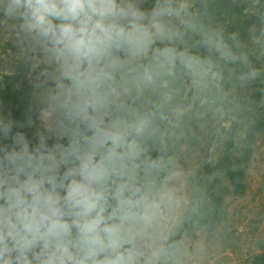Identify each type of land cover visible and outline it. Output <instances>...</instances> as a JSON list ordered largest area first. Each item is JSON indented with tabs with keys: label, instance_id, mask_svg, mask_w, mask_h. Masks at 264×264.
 <instances>
[{
	"label": "clouds",
	"instance_id": "obj_1",
	"mask_svg": "<svg viewBox=\"0 0 264 264\" xmlns=\"http://www.w3.org/2000/svg\"><path fill=\"white\" fill-rule=\"evenodd\" d=\"M142 3L0 0L40 57L52 116L29 139L30 116L0 111V264H158L166 255L142 244L163 199L141 178L159 166L143 159L150 125L118 115L120 100L177 61L194 77L203 69L170 46L179 38L172 0ZM150 52L152 65L133 75Z\"/></svg>",
	"mask_w": 264,
	"mask_h": 264
},
{
	"label": "rangeland",
	"instance_id": "obj_2",
	"mask_svg": "<svg viewBox=\"0 0 264 264\" xmlns=\"http://www.w3.org/2000/svg\"><path fill=\"white\" fill-rule=\"evenodd\" d=\"M222 1L172 0L173 7L179 9V17L171 18L179 38L170 46L187 53L197 45L195 33L199 32V23L195 13L208 12L212 3L215 11L212 10L208 18L219 24L222 40L205 60H201V56L193 58L202 66V74L192 75L185 102L178 105L166 121L164 136L175 152L170 157L172 166L168 177L156 195L158 200L163 198L160 218L142 240L146 250L165 251L166 255L158 264H255L264 251V126L256 134L251 160L246 161L239 155L236 163L246 174V192L227 190V202L235 221L228 224L224 221L226 231L217 240L209 238L205 229L197 226L176 248L172 246L191 195L206 184L205 163L214 159L226 144L229 107L240 90L246 97L243 120L256 122L255 119L260 120L264 115V0H227L223 4ZM155 3L156 0H143L141 6L151 10ZM228 40L232 41L230 48L225 46ZM165 46L157 43L153 47ZM227 51L231 53L229 59L225 57ZM39 60L19 21L8 20L0 14V111L10 113L13 118L20 113L16 116L18 121L30 116L35 127L25 130L29 139L36 129L43 131L52 122L45 96L46 88L51 85L40 74L43 66ZM152 63L150 52L138 62L133 75L143 72ZM176 64L169 65V74L166 70L157 72L149 83L148 88L155 92L157 99L153 98L157 101L158 94L163 96L178 88ZM134 87L135 82L129 86V95L134 93ZM214 91H218V96L223 91L229 93L233 101L217 98L213 103ZM223 121H227L226 130L221 126ZM198 127L202 129L199 132ZM149 171L146 169L144 175ZM142 180L147 183L148 177Z\"/></svg>",
	"mask_w": 264,
	"mask_h": 264
},
{
	"label": "trees",
	"instance_id": "obj_3",
	"mask_svg": "<svg viewBox=\"0 0 264 264\" xmlns=\"http://www.w3.org/2000/svg\"><path fill=\"white\" fill-rule=\"evenodd\" d=\"M225 1L227 0H223L222 4ZM214 8L212 3L208 12L195 13L200 32V34H198L199 32L195 33L198 42L193 49L187 53L184 52V54L192 58L201 56V60H205V57H207L213 48L217 44H220L222 40L219 37L220 26L217 21L208 18V14L212 13V10L215 11ZM231 44L232 41L229 42L228 40V44L225 46L230 48ZM230 55L229 51L225 53L227 59H229ZM176 66L178 68L175 73L178 77L179 86L175 92H166L163 96L158 94L159 99L157 101V96H154L155 92L153 93L150 87L148 88L149 83L139 85V87L135 86L133 94L129 95L128 91L127 94L122 96L123 100H121V107L118 112V115L129 119L139 116L147 119L149 122V132L142 141L144 148L143 159L148 162H157L159 166L149 168L150 173L144 175L143 172L141 178L148 177L147 183L154 187L155 195H157L168 177V171L172 166L170 157L175 152V149L171 148V145L164 136L167 126L166 121H168V117L173 110L185 102L190 81L193 78L178 61ZM168 67L165 69V73L168 72L167 74L170 72ZM235 73H238V71ZM220 93L221 95L219 96L218 91H214L211 94L213 103L217 98L221 100L231 99L233 101V96L230 97L229 93L225 91ZM245 100V92L240 90V94L232 106L229 107L230 113H228L229 119L227 121L230 122V127L226 133L228 139L227 141L225 140V146L219 149L220 152L217 151L216 157L205 163V167H207L206 184H203L201 189H197L191 195L188 209L180 224V231L172 243L174 248L180 244L184 236L190 235L192 230L196 229L197 226L205 229L209 238L217 240L226 231V227L223 225L224 221L227 220V224L228 222L235 221L230 204L227 202V190L229 188V190L234 192H246V174L242 166L239 164L237 166L236 163L238 162L239 155L243 156V159L246 161L251 160L256 144V134L264 126V115L260 120L255 119L256 122L251 121L250 123H246L248 119L243 120L246 109ZM19 115L20 113L16 114L17 117ZM16 116L14 119L17 120ZM227 121L221 123L224 130L227 129L225 126ZM200 130H202L201 127H198L197 131L199 132ZM255 264H264V251L262 256L257 257Z\"/></svg>",
	"mask_w": 264,
	"mask_h": 264
}]
</instances>
